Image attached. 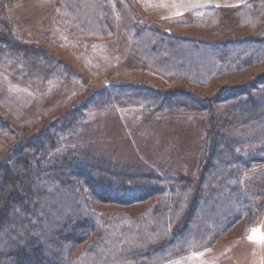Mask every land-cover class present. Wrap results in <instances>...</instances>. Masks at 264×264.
Segmentation results:
<instances>
[{"label": "trees", "instance_id": "trees-1", "mask_svg": "<svg viewBox=\"0 0 264 264\" xmlns=\"http://www.w3.org/2000/svg\"><path fill=\"white\" fill-rule=\"evenodd\" d=\"M16 1L0 0V71L19 86L50 76L65 82L76 79L77 74L41 44L18 34L20 21L5 12ZM111 1L52 0L50 17L75 47L82 38L115 34ZM191 11L204 14L179 22L182 28L221 33V8L208 5ZM231 13L235 26L248 36L215 41L182 37L136 16L135 60L169 80L183 76L199 84L261 63L264 29L256 24L264 23V0H248ZM219 90L221 106L209 115L204 111L210 144L197 178L120 167L79 147L67 156L48 154L62 134L83 122V112L90 107L140 104L143 118L151 120L165 112L206 108L216 93L204 97L182 89L161 92L109 81L81 100V108L43 122L30 135H18L0 111V153L8 147L6 161L0 160V264H157L205 247L240 220L241 240L258 221L264 229V168L242 178L243 169L264 162V131L248 139L242 136V130L264 121V80L247 89ZM248 142L256 144L252 151L236 149ZM117 192L125 197H116ZM152 197V203L134 215L125 209L97 212L91 204L94 199L125 205Z\"/></svg>", "mask_w": 264, "mask_h": 264}, {"label": "rangeland", "instance_id": "rangeland-1", "mask_svg": "<svg viewBox=\"0 0 264 264\" xmlns=\"http://www.w3.org/2000/svg\"><path fill=\"white\" fill-rule=\"evenodd\" d=\"M127 1L120 0L121 6L115 0L111 1L114 35L97 39L82 38L75 47L68 45L66 36L52 23V0H18L8 5L5 9L7 15L20 21L21 31L18 34L37 41L77 75L72 81L65 82L50 76L32 85L19 86L11 83L0 71V111L8 118L18 135H30L43 122L59 120L65 112L81 108V100L88 98L95 89L109 81L150 86L161 92L182 89L204 97H211L216 93L209 103H205L208 104L206 108L186 113L165 112L153 116L151 120L143 118L140 104L90 107L83 112V122L62 134L58 146L48 154L52 158L67 156L71 150L79 147L120 167H133L166 177L181 174L197 178L201 171V158L210 144L209 127L203 123L204 111L209 115L213 109L221 106L224 98L219 96L220 87L242 86L247 89L263 81L264 55L261 63L240 72L228 73L206 84L191 82L183 76L169 80L146 66L141 67L135 60L137 46L134 43L132 45V24L137 16L146 25L157 26L182 37L210 41L246 37V30L235 26V17L231 12L248 0H184V5L196 7L172 17L154 15L155 13L143 9L137 0H131L135 8L133 12ZM208 5H216L224 11L219 23L220 34L196 27L182 28L179 22L190 20L193 16L202 17L204 14L203 11L191 10ZM256 28L263 30L264 23L256 24ZM146 43L143 44L147 45ZM143 53L147 59H151L147 50ZM193 60L197 61V58ZM261 131H264V121L257 126L251 124L249 130H242L245 132L242 136L248 139ZM255 147V143L248 142L236 149L246 153ZM7 153L8 147L5 146L0 153L1 161H6ZM263 168L264 162L243 169L242 178ZM93 174L97 176L94 172ZM109 194L115 196V193ZM116 194V197H125L122 193ZM152 201L153 197L119 205L120 203L112 201L99 202L93 199L91 204L97 212L125 209L134 215ZM242 229L243 220H240L205 247L157 264H263L264 229L261 221L251 227L244 240H241Z\"/></svg>", "mask_w": 264, "mask_h": 264}, {"label": "crops", "instance_id": "crops-1", "mask_svg": "<svg viewBox=\"0 0 264 264\" xmlns=\"http://www.w3.org/2000/svg\"><path fill=\"white\" fill-rule=\"evenodd\" d=\"M139 5L148 12L161 17H172L196 7L184 5V0H137ZM199 7V6H198ZM176 12V13H175Z\"/></svg>", "mask_w": 264, "mask_h": 264}]
</instances>
